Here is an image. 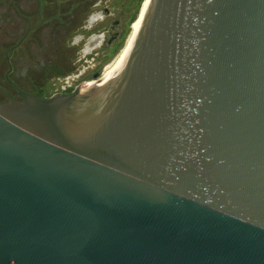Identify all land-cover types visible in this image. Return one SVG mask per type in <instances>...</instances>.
I'll return each mask as SVG.
<instances>
[{
	"label": "water",
	"instance_id": "obj_1",
	"mask_svg": "<svg viewBox=\"0 0 264 264\" xmlns=\"http://www.w3.org/2000/svg\"><path fill=\"white\" fill-rule=\"evenodd\" d=\"M100 64L0 103V264H264V0H151Z\"/></svg>",
	"mask_w": 264,
	"mask_h": 264
},
{
	"label": "flooded vegetation",
	"instance_id": "obj_2",
	"mask_svg": "<svg viewBox=\"0 0 264 264\" xmlns=\"http://www.w3.org/2000/svg\"><path fill=\"white\" fill-rule=\"evenodd\" d=\"M123 8L103 9V0H0V103L23 101L20 92L78 95L101 83L100 62L125 32Z\"/></svg>",
	"mask_w": 264,
	"mask_h": 264
},
{
	"label": "rangeland",
	"instance_id": "obj_3",
	"mask_svg": "<svg viewBox=\"0 0 264 264\" xmlns=\"http://www.w3.org/2000/svg\"><path fill=\"white\" fill-rule=\"evenodd\" d=\"M139 1H141V0H103V9L107 6H109L112 10L116 9V10H120L123 12L124 11L123 7L126 5V11L128 12V15L123 17V20L125 21L126 25H125V32H124V35H123L120 43L126 42L128 37L130 36L132 30H133V27L131 25V21L135 17L136 14L138 16L137 12H138ZM128 3H129V5H128ZM112 19H114V18L111 16V17H109L103 21L101 27H102L104 33L107 31L109 22ZM134 21H132V22H134Z\"/></svg>",
	"mask_w": 264,
	"mask_h": 264
},
{
	"label": "bare ground",
	"instance_id": "obj_4",
	"mask_svg": "<svg viewBox=\"0 0 264 264\" xmlns=\"http://www.w3.org/2000/svg\"><path fill=\"white\" fill-rule=\"evenodd\" d=\"M150 1H151V0H145V1H144L143 5H142V9H141V11H140V13H139L137 19H135V21H134L133 24H132L133 29H134L136 23H137V22L139 21V19L142 17V15L145 13L146 9H147L148 6H149Z\"/></svg>",
	"mask_w": 264,
	"mask_h": 264
},
{
	"label": "trees",
	"instance_id": "obj_5",
	"mask_svg": "<svg viewBox=\"0 0 264 264\" xmlns=\"http://www.w3.org/2000/svg\"><path fill=\"white\" fill-rule=\"evenodd\" d=\"M143 1H144V0L139 1L138 12H139V10H140V7H141ZM138 12H137V13H138ZM136 18H137V14H136L135 17L132 19V21H134Z\"/></svg>",
	"mask_w": 264,
	"mask_h": 264
}]
</instances>
